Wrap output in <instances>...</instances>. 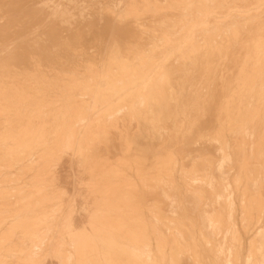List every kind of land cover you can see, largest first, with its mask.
<instances>
[{
    "label": "bare ground",
    "instance_id": "1",
    "mask_svg": "<svg viewBox=\"0 0 264 264\" xmlns=\"http://www.w3.org/2000/svg\"><path fill=\"white\" fill-rule=\"evenodd\" d=\"M77 1L0 36V264H264V0Z\"/></svg>",
    "mask_w": 264,
    "mask_h": 264
},
{
    "label": "rangeland",
    "instance_id": "2",
    "mask_svg": "<svg viewBox=\"0 0 264 264\" xmlns=\"http://www.w3.org/2000/svg\"><path fill=\"white\" fill-rule=\"evenodd\" d=\"M63 1L72 2L77 0H70V1L68 0H0V36L5 33L8 34L11 33L12 31H8L10 29L28 26L29 19L34 21H41L43 19H48L49 17L44 15L45 13H43L45 12L44 8H46L47 6L46 4H50L51 6L54 5L58 7L59 6L58 3L60 2L63 3ZM81 1L84 0H78L77 2H81ZM85 1H93V0H85ZM94 1H108V0H94ZM28 4H32V5H28ZM22 19L24 20L21 21ZM37 24L38 23H36L35 25ZM35 25L33 24L30 26L33 27Z\"/></svg>",
    "mask_w": 264,
    "mask_h": 264
}]
</instances>
